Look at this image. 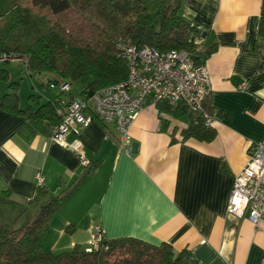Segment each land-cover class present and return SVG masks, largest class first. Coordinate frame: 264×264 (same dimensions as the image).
<instances>
[{
  "label": "crops",
  "instance_id": "0c3cea01",
  "mask_svg": "<svg viewBox=\"0 0 264 264\" xmlns=\"http://www.w3.org/2000/svg\"><path fill=\"white\" fill-rule=\"evenodd\" d=\"M262 6L264 0H181L182 15L198 29L193 43L216 44L204 61L211 82L206 107L216 132L211 141L182 139L189 118L160 112L150 98L124 147L112 124L97 119L71 126L61 142L50 133L27 140L17 134L25 119L0 111V191L9 188L17 204L33 195L38 176L47 190L59 192L83 172L82 158L97 164L51 217L44 249L85 248L99 226L106 239L166 242L175 251L187 247L201 264L264 262V228L226 209L249 147L264 142ZM57 94L34 95L46 102ZM26 104L37 107L29 97Z\"/></svg>",
  "mask_w": 264,
  "mask_h": 264
},
{
  "label": "trees",
  "instance_id": "16d2710c",
  "mask_svg": "<svg viewBox=\"0 0 264 264\" xmlns=\"http://www.w3.org/2000/svg\"><path fill=\"white\" fill-rule=\"evenodd\" d=\"M197 32L182 15L181 0H0V111L24 118L17 134L29 140L36 134L51 135L52 128L62 119L58 109L75 97L71 90L58 91L54 101L40 102L36 101L39 96L31 94L29 99L37 107H21L20 83L10 80L2 62L17 59L28 75L44 74L48 87L63 81L70 88L74 85L79 97H87L89 92L127 77L121 44L150 46L161 53L183 49L195 63H204L216 44H194L191 35ZM259 34L264 35V6ZM156 107L174 117L189 118V124L180 132L182 139H214L215 129L185 104L159 101ZM204 110L208 113L206 101ZM96 168L97 164L90 162L59 192L37 185L33 195L21 205L18 216L25 215L29 206H35L36 211L27 214L18 226V216L11 223L0 216V264H201L187 247L175 251L169 243L154 244L134 237L104 238L91 250L78 245L58 253L44 249L42 239L51 217ZM14 203L17 204L9 188L0 191V207ZM1 211L0 208V215Z\"/></svg>",
  "mask_w": 264,
  "mask_h": 264
},
{
  "label": "built area",
  "instance_id": "2783aa9c",
  "mask_svg": "<svg viewBox=\"0 0 264 264\" xmlns=\"http://www.w3.org/2000/svg\"><path fill=\"white\" fill-rule=\"evenodd\" d=\"M120 51L127 61V77L94 91L91 96L74 97L63 103L58 109L62 119L52 128V141L61 142L73 125L86 127L97 119L112 124L124 147L129 141V128L147 98L153 103H183L190 111L199 113L205 124L211 125L212 119L204 110V101L211 88L205 63H195L183 49L161 53L150 46L121 44ZM244 85L242 82L241 87ZM49 88L67 92L70 85L60 81L49 84ZM81 161L88 164L85 158ZM42 182L43 178L38 176L37 185ZM226 209L235 216H245L255 228H264V142L249 147L247 162L234 177ZM104 238L101 227H95L86 249L98 247Z\"/></svg>",
  "mask_w": 264,
  "mask_h": 264
},
{
  "label": "rangeland",
  "instance_id": "374dc122",
  "mask_svg": "<svg viewBox=\"0 0 264 264\" xmlns=\"http://www.w3.org/2000/svg\"><path fill=\"white\" fill-rule=\"evenodd\" d=\"M1 66L6 67L9 72L10 80L18 81L19 85V96H20V105H27L26 100L28 99L29 95L44 93L49 94L53 90H51L47 85V77L42 73H35L32 76L28 75L26 72L23 71L21 63L17 60L11 59L9 61H5L1 63ZM6 84H2V92H4ZM71 91L74 93L76 97H78L77 92L75 91V86H71ZM24 203H14V204H7L1 206V219L7 223H11L13 219L18 216L19 212L21 211ZM25 215L18 216L19 218L15 221V226L20 225L22 222L27 219V214H31L32 212L36 211L35 206H29Z\"/></svg>",
  "mask_w": 264,
  "mask_h": 264
},
{
  "label": "water",
  "instance_id": "95a60500",
  "mask_svg": "<svg viewBox=\"0 0 264 264\" xmlns=\"http://www.w3.org/2000/svg\"><path fill=\"white\" fill-rule=\"evenodd\" d=\"M92 93H93L92 91H91V92H89V93H88V96H91V95H92Z\"/></svg>",
  "mask_w": 264,
  "mask_h": 264
}]
</instances>
